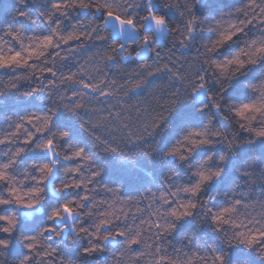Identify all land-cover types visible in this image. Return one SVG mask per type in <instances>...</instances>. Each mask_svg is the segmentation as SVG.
I'll return each mask as SVG.
<instances>
[{"label":"clouds","instance_id":"9594fccd","mask_svg":"<svg viewBox=\"0 0 264 264\" xmlns=\"http://www.w3.org/2000/svg\"><path fill=\"white\" fill-rule=\"evenodd\" d=\"M0 264H264V0H0Z\"/></svg>","mask_w":264,"mask_h":264},{"label":"trees","instance_id":"16d2710c","mask_svg":"<svg viewBox=\"0 0 264 264\" xmlns=\"http://www.w3.org/2000/svg\"><path fill=\"white\" fill-rule=\"evenodd\" d=\"M237 89H238V85L236 86V88L233 90V92L235 93L236 91H237ZM32 104V102L30 101V102H26V103H24V104H22V105H20V106H18V105H12L11 104V102H10V108H16L17 110H19L21 107H24V108H27V107H29L30 105ZM192 116V112H191V109H184V110H182V116ZM193 119H194V117H192ZM62 119V118H61ZM176 123V121H173V124H175Z\"/></svg>","mask_w":264,"mask_h":264},{"label":"snow or ice","instance_id":"6c2138e0","mask_svg":"<svg viewBox=\"0 0 264 264\" xmlns=\"http://www.w3.org/2000/svg\"><path fill=\"white\" fill-rule=\"evenodd\" d=\"M128 23H131V21H128Z\"/></svg>","mask_w":264,"mask_h":264}]
</instances>
